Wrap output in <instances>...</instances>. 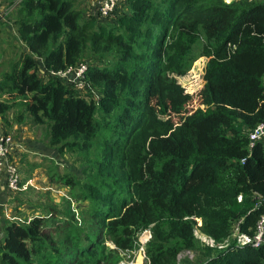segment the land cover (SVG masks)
<instances>
[{
    "label": "trees",
    "instance_id": "1",
    "mask_svg": "<svg viewBox=\"0 0 264 264\" xmlns=\"http://www.w3.org/2000/svg\"><path fill=\"white\" fill-rule=\"evenodd\" d=\"M2 3L23 51L0 75V122L42 128L48 149L82 158L64 183L101 236L64 252L43 218L6 222L0 264H104L103 236L128 252L143 230L145 264H181L184 251L196 256L182 264H264V246L232 240L264 217V142L249 141L264 125V0H120L104 18L78 0ZM200 57L194 110L175 80ZM79 65L97 99L57 76Z\"/></svg>",
    "mask_w": 264,
    "mask_h": 264
},
{
    "label": "rangeland",
    "instance_id": "2",
    "mask_svg": "<svg viewBox=\"0 0 264 264\" xmlns=\"http://www.w3.org/2000/svg\"><path fill=\"white\" fill-rule=\"evenodd\" d=\"M2 1L0 0V3L4 5ZM222 1L229 4L235 0ZM99 3L100 0H78L79 8L84 15H96ZM0 9L4 12L1 6ZM1 10L0 75L8 69L11 62L19 58L20 51H23V47L15 37L12 13L4 12L3 15ZM206 61L205 57H200L192 63L185 75L176 77L175 80L184 92L193 94L192 108L194 110L199 106L197 94L204 84ZM36 63L39 74L43 70L40 63ZM41 77L44 78L43 74ZM80 94H92L97 99V93L89 86ZM1 132L10 135L13 140V152L7 160V165L15 170L17 181L15 189L12 190L8 188L5 176H0V238L4 223L12 221L23 224L33 217L44 219L45 235L56 242L60 241L64 252H76L77 248L80 249V246L87 244L84 238L97 236L101 222L88 218L86 202L79 198L78 189L70 188L64 183L65 176L68 174L76 179L84 174L85 166L82 158L78 159L76 152L67 151L64 155H58L56 151L48 149L42 128L34 127L26 122L16 124L14 117L10 119V126L1 123ZM75 229L81 232L80 243H77L70 233ZM196 233L197 237L201 235L198 228ZM101 240L105 247V254L110 256L109 259L104 260V264L146 263L145 247L151 240L149 230L135 234L134 248L128 252L115 249L113 244L104 239V236ZM202 242L206 246L210 243L205 237H202ZM194 256H196L194 252L184 251L178 255L177 259L182 264L183 260H193Z\"/></svg>",
    "mask_w": 264,
    "mask_h": 264
},
{
    "label": "built area",
    "instance_id": "3",
    "mask_svg": "<svg viewBox=\"0 0 264 264\" xmlns=\"http://www.w3.org/2000/svg\"><path fill=\"white\" fill-rule=\"evenodd\" d=\"M120 0H100L97 13L100 17H106L111 14L116 8L117 4ZM1 10V9H0ZM2 11V10H1ZM1 14V12H0ZM3 14V11H2ZM87 72L86 65H79L76 68H69L64 72H60L57 76L61 80H72V85L74 88L81 92L86 87L85 83V74ZM264 125L257 127L253 130L249 135V141L251 145L254 142H264ZM13 152V140L10 135L4 134L0 129V176L4 175L6 178V183L9 189H15L16 185V175L15 170L7 165V160ZM243 163V162H242ZM241 198H238L240 202ZM232 240L237 245H248L253 248L258 247L259 245L264 246V217H261L257 224V233L256 235L250 239L243 235H238L237 229L232 233ZM210 247H213V243L210 242L208 244Z\"/></svg>",
    "mask_w": 264,
    "mask_h": 264
},
{
    "label": "crops",
    "instance_id": "4",
    "mask_svg": "<svg viewBox=\"0 0 264 264\" xmlns=\"http://www.w3.org/2000/svg\"><path fill=\"white\" fill-rule=\"evenodd\" d=\"M0 129H1V122H0ZM15 145V144H14ZM16 149V146L14 147V150Z\"/></svg>",
    "mask_w": 264,
    "mask_h": 264
},
{
    "label": "water",
    "instance_id": "5",
    "mask_svg": "<svg viewBox=\"0 0 264 264\" xmlns=\"http://www.w3.org/2000/svg\"><path fill=\"white\" fill-rule=\"evenodd\" d=\"M263 131H264V129H263Z\"/></svg>",
    "mask_w": 264,
    "mask_h": 264
}]
</instances>
